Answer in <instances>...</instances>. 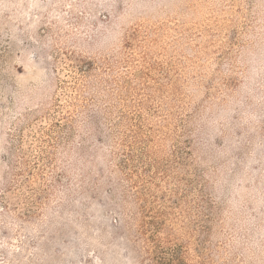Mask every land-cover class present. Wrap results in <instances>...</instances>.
Listing matches in <instances>:
<instances>
[{"label":"rangeland","instance_id":"obj_1","mask_svg":"<svg viewBox=\"0 0 264 264\" xmlns=\"http://www.w3.org/2000/svg\"><path fill=\"white\" fill-rule=\"evenodd\" d=\"M0 264H264V0H0Z\"/></svg>","mask_w":264,"mask_h":264}]
</instances>
